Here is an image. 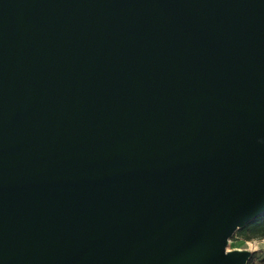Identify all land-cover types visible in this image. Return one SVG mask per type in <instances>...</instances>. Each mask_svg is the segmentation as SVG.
Listing matches in <instances>:
<instances>
[{"label": "water", "instance_id": "water-1", "mask_svg": "<svg viewBox=\"0 0 264 264\" xmlns=\"http://www.w3.org/2000/svg\"><path fill=\"white\" fill-rule=\"evenodd\" d=\"M264 213V0H0V264H248Z\"/></svg>", "mask_w": 264, "mask_h": 264}, {"label": "trees", "instance_id": "trees-1", "mask_svg": "<svg viewBox=\"0 0 264 264\" xmlns=\"http://www.w3.org/2000/svg\"><path fill=\"white\" fill-rule=\"evenodd\" d=\"M257 219V220H256ZM252 220L246 226L238 229L233 237H238L239 239H244L246 241H250L253 239H263L264 238V213ZM256 258V251L253 252L251 259L249 260L248 264H252L254 259ZM264 264V258L263 263Z\"/></svg>", "mask_w": 264, "mask_h": 264}, {"label": "rangeland", "instance_id": "rangeland-1", "mask_svg": "<svg viewBox=\"0 0 264 264\" xmlns=\"http://www.w3.org/2000/svg\"><path fill=\"white\" fill-rule=\"evenodd\" d=\"M257 220V219H256ZM234 248H248L256 251V258L252 264H262L264 258V239H255L246 241L244 239H239L238 237H233L230 239L228 244V249Z\"/></svg>", "mask_w": 264, "mask_h": 264}, {"label": "crops", "instance_id": "crops-1", "mask_svg": "<svg viewBox=\"0 0 264 264\" xmlns=\"http://www.w3.org/2000/svg\"><path fill=\"white\" fill-rule=\"evenodd\" d=\"M264 239V238H263ZM253 240H255V239H253ZM255 251V250H254Z\"/></svg>", "mask_w": 264, "mask_h": 264}]
</instances>
